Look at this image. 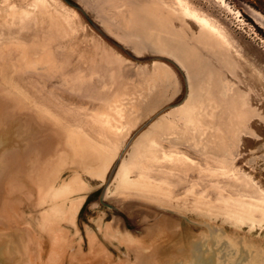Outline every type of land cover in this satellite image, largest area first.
<instances>
[{"label": "rangeland", "instance_id": "rangeland-1", "mask_svg": "<svg viewBox=\"0 0 264 264\" xmlns=\"http://www.w3.org/2000/svg\"><path fill=\"white\" fill-rule=\"evenodd\" d=\"M0 264H264V0H0Z\"/></svg>", "mask_w": 264, "mask_h": 264}, {"label": "bare ground", "instance_id": "bare-ground-1", "mask_svg": "<svg viewBox=\"0 0 264 264\" xmlns=\"http://www.w3.org/2000/svg\"><path fill=\"white\" fill-rule=\"evenodd\" d=\"M150 4H153V5H156L152 2H150ZM152 6V5H151ZM154 7V8H153ZM153 7H150L154 10V12H156V7L153 6ZM144 8H147V5H144ZM153 29H155V33L157 35V37L159 38L160 36H162V30L160 27H158V24H156L155 26H153ZM188 45H192L194 46L197 50L198 49V46L196 44H191V43H186ZM176 59V58H175ZM177 60V59H176ZM179 61V60H177ZM180 63V62H179ZM181 64V63H180ZM123 98V97H122ZM113 100V99H112ZM115 100V99H114ZM117 100V99H116ZM111 101L109 100V103ZM113 102V101H112ZM115 102V101H114ZM119 102V101H118ZM124 102V101H123ZM125 104V103H124ZM114 105V103H113ZM121 105V103H120ZM119 105V106H120ZM217 105V104H216ZM202 99H201V96H200V92H195V90L192 88V86H190V90H189V94H188V99L186 101V103L184 105H182L181 107V110H183V113H187L189 115V122H192V129H194V131H197L198 129H200L202 126L201 124V121H200V118L202 115V111L199 112V108L202 107ZM218 106V105H217ZM110 107V106H109ZM114 107V106H113ZM116 108V107H115ZM119 108V107H118ZM122 108V107H121ZM111 109V108H110ZM120 109V108H119ZM204 109V107H203ZM113 110V109H112ZM115 110V109H114ZM118 111V110H117ZM120 111V110H119ZM188 111V112H187ZM204 111V110H203ZM114 112V111H113ZM115 113V112H114ZM207 114V117L208 116H213V113L209 112V113H206ZM112 116V115H111ZM210 118V117H209ZM113 119V118H112ZM203 119V118H202ZM211 119V118H210ZM209 119V121H210ZM171 122L173 123L175 120L174 118H165L163 121H161V124L160 126L163 125L165 126L166 123L168 122ZM206 121V120H205ZM208 121V122H209ZM213 121V119H212ZM206 122V123H208ZM215 123V122H214ZM213 123V124H214ZM205 124V123H204ZM161 127V128H162ZM214 127V126H213ZM203 128V127H202ZM201 128V130H202ZM215 129V128H214ZM236 126L234 127V131L236 130ZM212 130V129H211ZM210 130V131H211ZM162 131V130H161ZM203 131V130H202ZM213 131V130H212ZM211 133V132H210ZM165 134V133H164ZM202 134V133H201ZM206 134V133H205ZM151 134L150 133H147L145 135V138H144V157H146L150 163L151 162H155L156 163V168L158 169V174L156 175H152L150 174L149 172L147 171H143L142 173V178L144 179L141 183V185L144 187V191L148 194H153V195H156L158 197H161V196H172L174 197V191H173V181H172V177H175V176H178L179 179H183V177L186 176L187 172H188V169L190 167V165H192V162L193 160L191 158H189L187 155L185 154H180L179 151H175V150H165V149H162V150H157L156 149V141L154 140L153 137L150 136ZM212 136V135H211ZM215 137V136H214ZM219 137V136H217ZM216 138V137H215ZM219 139V138H218ZM213 140V138H212ZM222 141V140H221ZM217 142V141H216ZM215 143V142H214ZM220 143V142H219ZM224 143V142H223ZM217 144V143H216ZM219 145V144H218ZM214 147V146H213ZM222 147V146H221ZM211 148V147H210ZM157 152H160L159 156L157 154ZM230 152V145H228V143L225 141L224 143V154H226ZM223 154V155H224ZM216 158V157H215ZM217 159V158H216ZM163 160V161H162ZM215 161V160H214ZM151 165V164H150ZM158 165V166H157ZM152 166V165H151ZM151 166L146 165V170H148ZM120 168V167H119ZM216 169H221V165L218 167H216ZM119 171V170H118ZM128 169L127 168H124V171H123V174H122V177H123V180L124 182H128ZM118 176V175H117ZM152 176H155V178H159L160 182H151V179H152ZM157 183V184H156ZM66 188V187H65ZM67 189V188H66ZM154 190H157V191H154ZM115 191V190H114ZM189 192V191H188ZM107 195V194H106ZM201 197V196H200ZM204 198V197H203ZM209 199V198H208ZM197 202H199L200 205H207V206H211L210 204L205 203L204 201L200 200V199H196ZM195 200V201H196ZM206 201V200H205ZM218 202V201H216ZM196 203V202H195ZM211 203V202H210ZM214 203V202H213ZM220 203V202H219ZM226 204V203H225ZM195 205V204H194ZM222 207V206H221ZM229 207V206H228ZM206 208V207H205ZM54 209V208H53ZM228 209V208H227ZM216 210V209H215ZM226 210V209H225ZM225 210H223L225 212ZM212 211V210H211ZM220 211V210H219ZM218 211V212H219ZM228 215H226L224 218H227V216H229V219L230 217L234 218L235 221L237 219H248V217H251V210L249 209H246L242 206H236V208H230V210L228 209ZM222 212V211H221ZM209 213V211L207 212ZM220 213V212H219ZM205 214V213H204ZM214 214V212H213ZM216 214V213H215ZM226 213H224L225 215ZM209 215V214H208ZM218 215V213H217ZM220 215V214H219ZM218 215V216H219ZM248 215V216H247ZM222 216V215H221ZM247 216V217H246ZM206 217V216H204ZM254 217V216H253ZM256 218V217H255ZM254 218V220H256ZM185 219H189L188 217L185 216ZM240 219V220H241ZM245 219V220H246ZM259 221L260 219L257 218ZM194 221H199L198 219H193ZM253 220V221H254ZM252 221V220H250ZM257 221V220H256ZM258 221V222H259ZM239 222V221H237ZM255 222V221H254ZM243 224V222H241ZM256 223V222H255ZM261 223V221H260ZM196 224V223H195ZM237 224V223H236ZM197 225V224H196ZM239 225V224H238ZM252 226V225H251ZM237 229H239L237 227ZM172 241H170L169 243H166L167 245V248H169L171 251H175L176 249L180 248L182 246V241L181 239H179L178 241H176V244H171Z\"/></svg>", "mask_w": 264, "mask_h": 264}]
</instances>
